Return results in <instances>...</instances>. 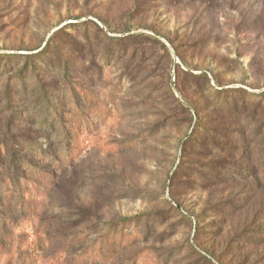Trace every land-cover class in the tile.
<instances>
[{"label":"rangeland","instance_id":"obj_1","mask_svg":"<svg viewBox=\"0 0 264 264\" xmlns=\"http://www.w3.org/2000/svg\"><path fill=\"white\" fill-rule=\"evenodd\" d=\"M1 197L0 264H264V0H0Z\"/></svg>","mask_w":264,"mask_h":264},{"label":"trees","instance_id":"obj_2","mask_svg":"<svg viewBox=\"0 0 264 264\" xmlns=\"http://www.w3.org/2000/svg\"><path fill=\"white\" fill-rule=\"evenodd\" d=\"M73 93V91H71L70 92V95ZM79 122H77V125H78V127L77 126H75V127H71V130H72V132H74V131H76L75 132V134H76V137H75V142H74V147L75 148H70L69 146H68V144H66L65 145V148H64V155H67V154H69L71 151H73V149H76L77 147H78V145H79V143L81 142V132H80V123L78 124ZM78 130H79V132H78ZM66 133L68 134L69 132L66 130ZM67 136V135H66ZM66 138H68V137H66ZM0 200H3L2 199V197L0 198ZM0 203H2L1 201H0ZM24 202H23V200H22V204H20L19 206L22 208L24 205ZM21 208H20V210H21ZM23 210V209H22ZM127 221H130V220H127ZM129 230H130V228H129ZM133 231V230H132ZM135 232L133 231V233H131V234H127L126 236H122V235H119V241H123V240H132V239H134V237H133V234H134ZM122 236V237H121ZM93 253H94V251L93 250H90V255H93ZM22 264H25V261L22 263ZM29 264H36V262H34V260H31L30 261V263ZM46 264H52V261L51 260H47L46 261Z\"/></svg>","mask_w":264,"mask_h":264}]
</instances>
